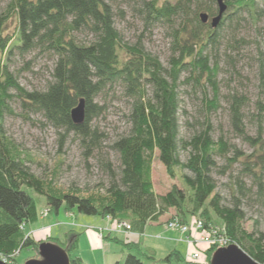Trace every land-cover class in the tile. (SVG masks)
Instances as JSON below:
<instances>
[{"label": "trees", "instance_id": "16d2710c", "mask_svg": "<svg viewBox=\"0 0 264 264\" xmlns=\"http://www.w3.org/2000/svg\"><path fill=\"white\" fill-rule=\"evenodd\" d=\"M255 1L226 0V3L228 10L234 7L236 11L254 12ZM137 11L146 29L180 20L169 34L172 50L169 68L140 45L122 41L115 27L114 10L105 0H12L7 10L0 13V254L8 258L24 249L39 253L38 247L45 241L36 240L27 232V226L40 218L35 199L39 195L46 198L50 213L75 212L125 222L139 234L174 210L173 219L179 226L201 222L204 231L226 238L229 245H238L264 264V234L257 228L259 221L254 222L253 232L246 230L242 200L234 195V205L225 206L213 178L217 158L228 159L233 150L238 156V150L223 135L214 139L209 120L191 138L182 136L178 87L184 73L190 71V80L198 86L205 78V84L212 88L214 97L206 100L207 114L219 107L218 67L211 65L207 53L215 30L207 28L199 17L202 12L217 15V1L144 0ZM227 14L220 26L228 19ZM14 17L17 25L11 33ZM78 32H89L95 39L89 43L79 41ZM32 50L56 57L53 81L44 91L26 90L10 69L15 51L24 54ZM260 81L264 89V74ZM115 84H121L134 101L129 114L131 130L111 147L118 155L117 165L109 159L104 162L109 183H100L89 191L65 190L53 179L35 175L26 164L28 154L7 135L6 118L15 115L11 104L17 99L23 110L41 114L53 127L81 136L88 142V153L93 155L102 143L100 134L90 126L103 110L95 100ZM149 88L152 96L148 95ZM82 98L86 100V120L77 126L71 111ZM231 99L234 129L246 136L243 124L246 103L238 95ZM257 107L259 115L264 113L263 102H258ZM182 151L189 154L187 162L181 160ZM237 156L229 161H238ZM156 158L172 179H181L182 187L174 184L164 195L156 192L153 182ZM250 158L252 155L247 156L246 164L254 165ZM258 166L262 169L263 164ZM250 172L262 187V172L258 174L254 167ZM238 185L240 191L245 188L242 180ZM47 239L68 252L71 264H84L81 257L74 255L79 235L64 242ZM106 239L122 245L126 251L124 260L116 264H198L187 260L179 250L158 259L154 250L143 248L140 243H127L111 235ZM218 248L213 245L202 250L206 264H211Z\"/></svg>", "mask_w": 264, "mask_h": 264}, {"label": "rangeland", "instance_id": "374dc122", "mask_svg": "<svg viewBox=\"0 0 264 264\" xmlns=\"http://www.w3.org/2000/svg\"><path fill=\"white\" fill-rule=\"evenodd\" d=\"M11 1L0 0V13L7 10ZM105 1L114 10L115 27L122 41L129 45H140L146 52L157 57L165 68H169L172 55L169 34L178 26L180 20L175 19L170 24L158 23L146 29L142 16L137 11L144 0ZM170 1L175 3L177 0ZM216 7L214 6L215 10ZM227 13L229 17L224 25L216 29L212 35L213 44L207 46L211 65L218 67L219 107L207 114L206 100H212L214 97L212 88L205 84V78L201 80L202 85L198 86L190 80V71L184 73L178 87L182 109L180 115L182 136L191 138L204 129L205 122L209 120L214 139L217 140L223 135L233 148L238 150V156L233 150L228 159L217 158V168L213 172L217 191L225 206L234 205V195L239 197L246 213L245 229L253 232V224L258 220L257 228L264 234V113L259 115L260 111L257 107L258 102L264 103V89L260 81L264 74V0L255 1L254 12L236 11L233 7ZM16 25L14 17L10 25L11 33L15 31ZM207 28L212 29L210 25ZM77 39L89 43L95 37L89 32H78ZM55 64L56 57L40 50H32L24 54L15 51L9 62L10 69L17 76L20 85L28 91L46 90L49 83L53 81ZM148 90V95L152 96L151 88ZM233 95L243 98L246 103L243 107L246 136L237 132L231 121L230 107ZM133 101L134 97L127 95L121 84L109 86L95 100L103 107V110L99 116L93 118L90 126L100 134L102 143L101 149L95 151L93 155L88 153V142H84L81 136L53 127L41 114L23 110L17 99L11 104L15 115L7 116L5 129L7 135L28 154L29 162L26 164L35 175L48 180L53 179L57 186L65 190H94L100 183L106 185L109 183L105 172V160L109 159L117 165L118 155L111 147L116 140L127 135L131 130L129 114ZM250 155H252L250 160L256 166L246 164L247 156ZM236 156L238 161L231 163L229 159ZM188 159V152L182 151V162H187ZM260 163L263 164L262 169L258 166ZM252 167L258 171V174L262 172V187L258 185L257 177L250 172ZM239 180H242L245 185L242 191L238 185ZM153 182L156 192L160 195L169 192L174 184L182 187L181 179H172L158 158L154 162ZM35 199L38 202L40 218L36 223L27 226V232L31 234L40 229V232L38 231L35 235L36 240L50 242L47 238L56 237L64 242L71 236L79 235L78 233L94 230L95 228H92L94 223L103 222L99 216L75 212L65 214L64 211L60 215L50 213L44 196L35 195ZM52 218H60L64 221L60 227H56V224L50 225ZM163 218L166 219L161 226L167 231L179 234V249L185 258L198 264H206L207 258L202 250L217 245L214 244L217 238L198 228L186 232L181 226H176L177 222L173 219L174 210ZM105 220L114 232L124 230L134 232L131 229L127 230L123 222ZM216 223L221 229V223L219 221ZM95 231L101 239L106 240L107 236L105 237L103 229L97 228ZM54 244L58 243L54 242ZM91 251V247L83 238L74 255L83 254L88 259L91 257ZM108 251L112 259L115 255L114 250L108 248ZM94 252L97 259L96 253H99ZM196 252H199L201 257L198 260H192L191 256ZM0 259L4 261L5 257L0 254ZM7 259L9 262L6 263L9 264H26L29 260L40 259V255L37 250L24 249Z\"/></svg>", "mask_w": 264, "mask_h": 264}, {"label": "crops", "instance_id": "0c3cea01", "mask_svg": "<svg viewBox=\"0 0 264 264\" xmlns=\"http://www.w3.org/2000/svg\"><path fill=\"white\" fill-rule=\"evenodd\" d=\"M56 219V220H55ZM166 218H161L159 222L152 223L148 225V227L145 230L144 234L134 233V232H128L124 230L123 232H117L112 230L110 227V224L107 223L105 219H103V222H96L95 225L92 227L93 229H103V232L105 234V237L108 235H111L112 237L119 238L127 243H140L143 248L152 249L156 252V256L158 259L164 258L166 255H168L173 250H179V234L177 232H171L165 230L163 226H161V223L165 222ZM64 220H60V218H52L50 225H55L56 227H60V224ZM58 223V224H57ZM47 226V225H45ZM44 226V227H45ZM62 227H64L62 225ZM55 228V227H54ZM90 229L87 232L78 233L80 236L79 244L84 238L88 246L91 247V257L88 259L83 254H79L77 256L81 257L84 264H116L118 262H122L125 258L126 251L123 248L122 245L116 244L109 239L103 240L98 236V232ZM40 232V229L37 231L31 232L34 236L37 234V232ZM62 234V233H61ZM158 236H161V238H158ZM54 237V236H53ZM56 238V237H54ZM116 244V245H114ZM108 248H112V251L114 250V256L111 259L110 253L108 251ZM97 259H95V252Z\"/></svg>", "mask_w": 264, "mask_h": 264}, {"label": "water", "instance_id": "95a60500", "mask_svg": "<svg viewBox=\"0 0 264 264\" xmlns=\"http://www.w3.org/2000/svg\"><path fill=\"white\" fill-rule=\"evenodd\" d=\"M218 14L210 17L207 12L200 13L201 21L206 24L210 19V26L216 30L228 11L226 0H216ZM71 118L75 125L80 126L86 120V100L80 99L78 105L71 111ZM40 259H32L26 264H71L68 252L60 245L43 242L39 245ZM0 264H9L0 259ZM211 264H260L242 250L238 245L231 244L226 247L218 248L213 255Z\"/></svg>", "mask_w": 264, "mask_h": 264}, {"label": "built area", "instance_id": "2783aa9c", "mask_svg": "<svg viewBox=\"0 0 264 264\" xmlns=\"http://www.w3.org/2000/svg\"><path fill=\"white\" fill-rule=\"evenodd\" d=\"M122 224L126 225V229L127 230H130L131 229L130 225H128L126 223H122ZM176 226H179V225L177 224ZM23 227L24 226H22V228ZM181 228H183V230L186 231V232H189L190 230H193L194 228H195V230H196V228H198V229H200L203 232V224L201 222H197V221H195L194 224L191 227L181 226ZM216 238L217 239L214 240V244H217V246L219 248L229 246L228 240L226 238L219 237V236H216ZM200 257H201L200 256V253L199 252H196V254H193V256H191V259L192 260H198ZM4 261L5 262H9L8 259H7V257H5Z\"/></svg>", "mask_w": 264, "mask_h": 264}, {"label": "flooded vegetation", "instance_id": "af4514ba", "mask_svg": "<svg viewBox=\"0 0 264 264\" xmlns=\"http://www.w3.org/2000/svg\"><path fill=\"white\" fill-rule=\"evenodd\" d=\"M210 25V19L208 21V23L205 24L206 27H208Z\"/></svg>", "mask_w": 264, "mask_h": 264}]
</instances>
